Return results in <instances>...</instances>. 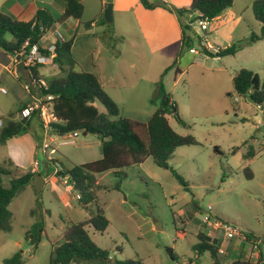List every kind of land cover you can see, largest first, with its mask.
I'll use <instances>...</instances> for the list:
<instances>
[{"label": "rangeland", "instance_id": "rangeland-1", "mask_svg": "<svg viewBox=\"0 0 264 264\" xmlns=\"http://www.w3.org/2000/svg\"><path fill=\"white\" fill-rule=\"evenodd\" d=\"M174 2L180 3V8L191 6V0L169 3L179 8ZM253 2L234 0L219 21L209 23L207 31L200 29L199 20H193L195 14L188 15L186 23L195 53L183 45L182 39L158 50L160 33L155 47H151L154 34L144 32L138 22L143 11L138 10L142 7L139 0H83L85 10L79 32L86 30V22L104 17L107 4L113 5V22L96 24L89 33L78 34L80 43H91L85 45L86 67L73 55L75 69L93 70L90 65L95 63L105 78L114 77L109 79L114 86L104 79L109 95L119 104L124 117L143 122L159 105V101L151 100L157 82L163 80L183 119L180 123L169 114L171 126L198 142L178 147L169 160V165L189 182L190 190H185L168 167L158 166L149 157L118 175L111 171L96 173L103 187L96 190L98 200L83 209L77 205V191L68 189L70 181L56 166L80 165L101 158L100 139L80 132L75 144L58 136H52L50 141L45 132L43 135L34 127L8 144L0 142V166L6 164L12 170L4 178L6 185L18 170L32 169L36 161L42 177L39 180L37 175L34 183L25 186L10 203L12 230H0V264L16 251H23L25 264H49L53 245L64 241L69 224L93 216L99 206L110 224L104 234H93L91 230L89 234L101 248L109 250L108 264L138 258L145 264H214L210 253L198 256L194 249L197 232L208 218L223 220L242 232L259 236L264 253V103L258 105L249 94L239 95L233 86V77L247 68L259 75L264 92V40L249 42L253 32L260 33ZM74 23L71 18H60L40 45L48 47L61 42L58 31L63 39L69 37L76 29ZM206 37L220 48L238 40H243L244 45L234 55L220 56L214 51L211 55L200 46V40ZM52 54L51 60L41 63L40 73L45 80L61 73L53 61L55 53ZM177 56V63L164 74ZM133 63L136 66L131 67ZM26 83L27 73L18 72L17 61L9 63L0 48V130L9 113L30 100ZM100 107L104 109L101 104ZM35 141H39L36 146ZM43 143L49 145L45 153ZM250 151L254 155L247 157ZM8 159L14 165L7 164ZM39 201L44 207L46 233L34 250L27 235L37 220L30 211ZM245 243L226 238L224 247L228 252L222 255V262L240 258V253L232 250Z\"/></svg>", "mask_w": 264, "mask_h": 264}, {"label": "trees", "instance_id": "trees-1", "mask_svg": "<svg viewBox=\"0 0 264 264\" xmlns=\"http://www.w3.org/2000/svg\"><path fill=\"white\" fill-rule=\"evenodd\" d=\"M140 2L146 9L161 7L175 12L181 23L182 43L192 48V39L188 33L190 26L186 23V17L195 14L193 20L214 21L233 6L234 0H191L189 8L172 7L166 0H140ZM252 9L256 20L260 23V33L253 32L249 38L250 43L264 40V0H254ZM84 10L83 0H64V18L81 22ZM55 23L53 14L47 8H38L34 17L27 21L15 18L0 10V48L5 54L13 57L20 54L21 59L26 61L30 50L35 45L44 52L40 42ZM105 23L107 21L102 17L86 22L85 27L91 28L93 24L104 25ZM78 34L79 31L76 29L71 38L55 43L53 61L60 68V74L45 80L40 73V67L43 65L41 63L28 66L25 71L21 72L27 73L32 84L29 91L30 100L17 111L10 112L6 121L2 123L1 144L5 145L12 138L24 136L34 127L39 128L44 135L46 129L39 117V110H36L29 119L20 118L18 115L31 102L33 95L36 94L41 98L52 95L53 99L48 102L55 120L50 123L47 134L49 137H61L78 131L95 134L101 141V158L80 165L73 163L69 166L62 165L61 168L56 166L58 172L67 177L72 188L77 191L79 207L87 209L90 203L98 200L96 190L103 186L98 183V179L95 177L96 173L111 171L118 175L123 169L143 163L149 157H152L158 166L168 167L185 190H190L189 182L169 165V160L178 147L198 144V142L193 136L179 134L171 126L169 114H173L180 123H183V119L178 112L177 105L166 91L163 80L157 82L155 95L151 100L152 102L159 101V105L146 122L124 117L121 107L103 88L96 73L75 69L72 47ZM243 43V40H238L228 47L221 48L218 55H234L243 48ZM207 53L213 55L211 52ZM177 59L178 56L173 64L164 70V74L177 63ZM42 80L46 82V87L42 86ZM233 86L239 95L249 94L251 100L258 105L264 103L261 79L252 70L242 68L233 77ZM229 95L231 96L232 93ZM100 104L104 109L100 107ZM253 155L254 152L250 151L247 157ZM6 163L14 165L11 159H8ZM5 165L0 166V230L10 232L13 216L9 208L10 203L25 186L34 183L39 173L33 172L32 169L21 171L15 166L18 173L10 179L9 185H6L4 178L10 175L12 170ZM249 175H252L251 171H249ZM30 212L37 218L27 235L28 241L35 250L46 233L42 203L39 201L38 205ZM109 224L110 221L105 210L100 206L93 216L71 222L64 233V241L53 248L49 264H70L72 262L76 264L79 262L108 264L111 256L109 250L101 248L94 242L88 228L104 234ZM248 236L256 235L249 232ZM197 239L198 242L194 249L198 256L208 252L214 264H224L220 258V240L210 236L204 227L197 233ZM168 251L172 254L171 249ZM262 261L261 256L256 258L254 255L249 259L238 258L227 264H262ZM115 262L145 264L140 258ZM2 264H25L23 251H16L10 257L5 258Z\"/></svg>", "mask_w": 264, "mask_h": 264}, {"label": "crops", "instance_id": "crops-1", "mask_svg": "<svg viewBox=\"0 0 264 264\" xmlns=\"http://www.w3.org/2000/svg\"><path fill=\"white\" fill-rule=\"evenodd\" d=\"M166 1L169 2V3H172L173 2V0H166ZM139 2H140V0H139ZM174 3L179 8L182 6V5H180V3H177V2H174ZM141 6L142 7H138V10L140 11L139 8H143V9H141L143 11H140L142 18L138 22L142 24V29H143L144 32L147 30V31H150V33H153L154 34L153 42L151 41L152 45L149 43L151 47H155L156 44H155L154 41L155 40L157 41V38H158V34L159 33L162 35V37L160 38L161 39V44H160L161 45V48H158V50H161L163 48L166 49L170 45H172L175 42H178L180 39H182V29H181L180 19H179L178 15L175 12H170L168 10H165V9L161 8V7H158V8H155V9H146L142 4H141ZM38 8H47L53 14L56 22L60 18H62L63 20H69V18H64L63 17L64 0H0V10L3 11V12H5V13H7V14H9V15H11V16H13V17H15V18H18L20 20L27 21V20L32 19L34 17V15H35V13H36V11H37ZM58 16H59V19H58ZM221 16L222 15H220L219 17H217L214 21H219V19L222 18ZM81 22L75 21V23H74L75 24L74 27H76V29L78 31H79ZM95 25L96 24H93L92 27H94ZM84 28H85V26H84ZM76 29H75V31H76ZM85 29L86 30L81 31L79 33L80 34H87V33H89V30L91 28H85ZM75 31L71 32L69 34V37H67L65 39L71 38L73 36V34L75 33ZM80 36L77 35L75 37L74 44H73V47H72V54L74 56H77L79 58V60L83 63V61L86 60V54H85L86 53L85 52L86 51V48H85V45H90L91 42H87L86 40H83L80 43L79 42ZM170 39H172V40H170ZM147 40H149L148 37H147ZM48 47L42 46V49L44 50L45 53H47V49H45V48H48ZM206 52H211V51H206ZM16 57H13L11 55H7L8 62L12 64L13 61L16 60ZM17 64H18V62H17ZM83 65H84L83 67H86V65L84 63H83ZM55 66H56V64H55ZM90 66L93 67L94 69L93 70H91V68H83V69L81 68V69L96 73L99 76L100 81H101V84H102V86H103V88L105 90H106V88H105V84H104L105 83L104 82V79H106V81H108V84L110 86H114V84L111 82L114 79V77H107V78H105L103 76L101 70L96 67V64L95 63H92V65H90ZM134 66H136L134 63L131 64V67H134ZM4 67H6V66H4ZM59 73H60V71H59ZM57 74L58 73H56V75ZM109 79L111 81H109ZM108 94H109V92H108ZM28 101H26V102H28ZM36 129H37V131L39 130L41 132V130L39 128L36 127ZM12 139H14V138H12ZM12 139H10L7 142V144ZM36 140H37V137H36ZM37 143L38 142L35 141V144L34 145L36 146ZM32 171L33 172H36V173L37 172L39 173V168L35 166V167L32 168ZM44 181L46 183L47 179L44 178ZM70 187H72V186H70ZM204 225L205 226H203V227L205 228L206 232L210 236L216 237L218 240H220V249L221 250H224V253H220V258H221L222 255L227 254V252H228V248H225L224 247V243L226 241V237L224 235V232L223 233L221 232L223 230L222 229H213L211 227H208L205 223H204ZM203 227H201L199 229V231L201 229H203ZM88 229H89V232L91 230L93 234L96 233L93 229H91V228H88ZM219 231L222 233L221 237H219ZM61 243H57V244L53 245V248L55 246H58ZM232 252H239L240 255H241L240 258L245 259V260L246 259H249V258H252L255 255L256 258L261 256V258H263V261H264V253H263V250L260 249V251L255 252V253H252L250 251V247H249L248 244L237 245L232 250ZM232 261H229L227 263H230ZM227 263H225V264H227ZM70 264H74V263L72 262Z\"/></svg>", "mask_w": 264, "mask_h": 264}, {"label": "built area", "instance_id": "built-area-1", "mask_svg": "<svg viewBox=\"0 0 264 264\" xmlns=\"http://www.w3.org/2000/svg\"><path fill=\"white\" fill-rule=\"evenodd\" d=\"M210 21L208 19H200L198 21V25L202 31H207L209 28ZM57 37L63 40L62 34L58 31ZM201 48L205 51H214L219 53L220 47L213 44L212 41L209 40V38H204L200 40ZM27 44V42H26ZM55 53V44H51L48 49L47 53L43 52L39 46L35 45L28 54L25 64L28 66H34L37 63H46V61L51 60L50 58L53 56L52 52ZM192 52H197V50L192 47ZM28 82L26 83V87L28 92L31 90L32 84L30 83V79L28 78ZM42 86H47L46 82L44 80L41 81ZM31 102L27 105V107L19 114L20 118H30L32 114L39 110V117L44 123V127L46 129L45 135L48 134V129L50 126V123L55 120V116L53 114L51 105L48 101L53 99L52 95L45 96L43 98L39 97L38 95H33ZM80 132H71L68 134H65L61 136V139H64V142H68L71 144L76 143V137H78ZM52 137H50V141H52ZM49 147L48 143H43L41 148L43 150V153L46 152V149ZM36 167H38L39 163L38 161L35 162ZM72 186V185H70ZM68 187V189H73L72 187ZM77 198H79V195L77 194ZM204 223L213 229H222L224 231V235L228 239H237L241 242H246L245 244H248L250 247V251L252 253L258 252L261 249L262 245V239L259 238V236L249 237V232H242L241 230L237 229L236 227L225 223L222 220L219 219H205ZM220 253H224V250L220 249ZM190 264H198L196 261L190 262ZM262 264H264V261H262Z\"/></svg>", "mask_w": 264, "mask_h": 264}, {"label": "water", "instance_id": "water-1", "mask_svg": "<svg viewBox=\"0 0 264 264\" xmlns=\"http://www.w3.org/2000/svg\"><path fill=\"white\" fill-rule=\"evenodd\" d=\"M112 8H113L112 4H107L105 12H104V18L109 23L113 21V15H112L113 9ZM16 60L18 62L17 71L18 72L25 71L27 69V65L25 64V61L21 59L20 54L17 55ZM86 134H87L86 132L83 133V135H86ZM41 178L42 177L40 175H38V179L40 180ZM37 185H39V184H37Z\"/></svg>", "mask_w": 264, "mask_h": 264}]
</instances>
